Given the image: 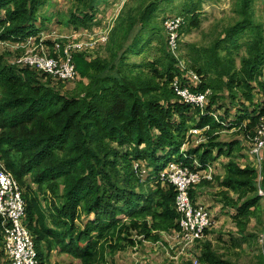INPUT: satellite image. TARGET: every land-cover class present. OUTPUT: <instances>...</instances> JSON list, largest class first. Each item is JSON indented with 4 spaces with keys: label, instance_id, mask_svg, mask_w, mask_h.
Returning <instances> with one entry per match:
<instances>
[{
    "label": "trees",
    "instance_id": "16d2710c",
    "mask_svg": "<svg viewBox=\"0 0 264 264\" xmlns=\"http://www.w3.org/2000/svg\"><path fill=\"white\" fill-rule=\"evenodd\" d=\"M64 1L71 3L69 16L59 24L76 29L93 25L95 0ZM131 1L109 32L108 57L75 53L79 76L69 92L57 87L64 82L55 84L48 75L11 62L8 48L0 51V159L21 185L39 264H49L54 252L70 255L66 264H120L119 253L129 246L163 241V233L180 229V214L177 189L161 174L171 163L195 170L196 160L207 167L221 155L229 161L224 175L215 177L221 190L214 197L218 205L235 210L231 245L240 253L233 254L240 258L245 245L260 246L258 264H264L259 170L238 161L244 156L237 153L245 148L241 141L221 140L222 132L235 126L245 137H255L264 124V100L257 101L261 95L264 99V22L254 14L253 0H236L237 18L208 45H190L191 57L184 64L156 20L157 7L168 0ZM204 2L184 0L180 37L199 27ZM49 3L0 0V44L41 32L40 12ZM154 39L155 55L148 62L126 61L130 52L143 56ZM176 79L194 94H210V114L180 98ZM233 107L238 111L229 120ZM206 127L201 135L206 141L183 153L189 131ZM210 183L191 188L194 203ZM260 185L264 189V162ZM214 246L199 242L195 260L239 264ZM0 264H10L1 219Z\"/></svg>",
    "mask_w": 264,
    "mask_h": 264
},
{
    "label": "rangeland",
    "instance_id": "374dc122",
    "mask_svg": "<svg viewBox=\"0 0 264 264\" xmlns=\"http://www.w3.org/2000/svg\"><path fill=\"white\" fill-rule=\"evenodd\" d=\"M236 0H205L203 4V9L200 14V25L199 27L191 28L190 31H187L181 36V44L178 48L177 55H181L184 63L191 57L192 47L190 45H196L197 47L208 45L214 35L218 34L219 31L224 29L226 26L230 25L233 19L237 18V13L234 11V2ZM134 4V1L131 0H95L94 3V13L95 20L93 25L90 28H80L76 29L74 26H67L64 24H59L60 19L66 14L69 16V8L71 3L64 0H52V3H49L45 7L42 8L40 12V20L38 24L42 25L44 28L41 32L46 34L53 30L55 36H59L60 40H64L66 43L68 40L73 41H84L91 42L92 45L89 49L85 51H81L80 53L86 54L88 59L97 58V57H108L107 51L105 50V46L107 45L108 39H103L107 37V30L109 27H113L117 22L118 17L124 10L125 4ZM184 0H168L164 1L159 7H157L155 15L157 23H161L162 27V35H167L168 31L165 26V22L168 19H175L180 17L181 14L179 11L182 9V4ZM253 8L254 14L257 16L258 20H262L264 22V0H253ZM47 15L51 16L52 20L41 23L42 16ZM164 19V22L162 20ZM167 31V32H166ZM101 32V34H100ZM50 37V36H49ZM18 42H8L6 44H0V51H6L7 47L9 50L13 51L12 57H10V61L13 60L22 54L23 48H25L26 52H29L32 48L31 44H27L23 42L22 45H17ZM36 44V42H35ZM25 45V47L23 46ZM157 45V40L154 39L150 46L145 50L142 54L143 56H138L133 52L127 55L126 61L130 64L133 62L142 63L143 61L148 62L155 54L154 46ZM19 49H14L18 48ZM7 49V50H8ZM21 51V52H18ZM40 52V51H39ZM47 52V50H46ZM186 57V58H185ZM183 63V62H182ZM183 63V64H184ZM146 70H148L146 68ZM149 71V70H148ZM191 76L195 77V75L190 71ZM79 75V73H78ZM199 79V76H198ZM179 82L178 79L175 82ZM62 82V81H61ZM59 82V83H61ZM55 84L58 81L54 82ZM180 83V82H179ZM181 84V83H180ZM76 86V81L63 83V86L58 85L57 87L62 89L64 93L73 90ZM262 101L263 96L257 97V101ZM225 109H221L219 114L224 115ZM238 110L234 107L231 109V116L229 120L235 119V114ZM203 113V111L201 112ZM216 115L220 118V115L216 113ZM192 131H189L188 136L185 138V147L183 146V150H187L188 147H197L200 143L206 141V137L195 136L190 137ZM255 137L249 136L248 138L242 133V130L238 127H232L229 129H225L222 132L221 140L224 142H232L235 140L241 141L244 145V149L241 152H237L238 155L244 154V156L238 158V161L241 165H246L251 163L259 170V178H258V186L259 194L260 190L263 192V200L262 204L264 205V189L260 185L261 181V171L264 159L261 164L258 162L252 154V150L255 148ZM189 141V143H188ZM214 153L217 154V149H214ZM229 158L226 155H221L216 161L208 164L211 166V170L207 172V174H211L212 179H205L210 181V184H204L203 189H201L204 194H206V201H204V205L211 213L212 216V226L208 228L209 234L205 233L202 239L196 241L194 243L183 246L180 244V240L175 237V232L173 233H163V241L159 242H148L144 241L142 244H137L136 247L129 246L126 250L119 253L118 261L120 264H185L187 261H192L194 264H200L196 262L195 254L196 246L199 242L204 241H212L215 245L214 247L222 254L228 255L229 258L234 261L239 260V264H258V253L259 247H247L245 245V250L243 254L240 256L234 255L233 252H239V248L235 249L231 245V233H235L237 231L235 223L233 222L232 213H235L234 209L224 208L222 205H218L219 203L216 201L214 194L220 191L221 189L217 188L218 184L216 183V175H224L225 166L228 163ZM155 180H152L151 183L154 184ZM83 222H78L79 226H82ZM255 224L253 220L251 226ZM264 236V235H262ZM137 241L141 239L137 235L134 236ZM262 239V238H261ZM263 240H260L262 243ZM230 248V250L226 249ZM200 250V249H199ZM70 255H60L56 252L53 253L51 257V261L49 264H66L71 261Z\"/></svg>",
    "mask_w": 264,
    "mask_h": 264
},
{
    "label": "built area",
    "instance_id": "2783aa9c",
    "mask_svg": "<svg viewBox=\"0 0 264 264\" xmlns=\"http://www.w3.org/2000/svg\"><path fill=\"white\" fill-rule=\"evenodd\" d=\"M183 23L184 19L181 16L175 19H168L165 22L169 35V44L175 55H177L180 47L179 40L181 37L179 36V30ZM110 30L111 27L107 30V37L103 39H108ZM49 40L53 42V45L48 43ZM8 42H18L19 44L17 45H22L23 42H26L31 44L33 48L25 54V48L27 47L23 45L25 48H23L22 54L18 55L13 60V63L36 69L48 75L54 81H62L64 83L73 82L79 76L74 62L75 53L85 51L92 45V41L68 40L64 43V40H60L58 35L55 36L53 30L46 34L39 32L26 38L19 37L16 41H6L2 44L4 45ZM14 49H19V47ZM194 75V78L198 80V76ZM174 86L177 94L185 103L201 109L206 114H210L206 110L209 93L194 94L188 87H182V84L177 81ZM213 115L219 119L215 113ZM207 128L203 130L192 129L190 137L201 136ZM256 138L252 154L261 164L264 159V124L260 126ZM183 146L185 147V143ZM186 151L182 149L183 153ZM194 165L196 169L191 170L188 167H184L183 164L171 163L167 170L161 174L162 179L168 180L177 189L176 208L180 214V229L175 232V237L181 241L180 244L183 246L202 239L213 223L208 208L194 203L190 194L193 186L202 183L205 179H212L211 174H207L211 170V166L207 165L205 167L197 160ZM260 195H263L261 190ZM25 215L26 204L21 185L0 159V219L4 231V248L10 258V264H39L36 244L25 222Z\"/></svg>",
    "mask_w": 264,
    "mask_h": 264
},
{
    "label": "crops",
    "instance_id": "0c3cea01",
    "mask_svg": "<svg viewBox=\"0 0 264 264\" xmlns=\"http://www.w3.org/2000/svg\"><path fill=\"white\" fill-rule=\"evenodd\" d=\"M198 197H197V202L196 204L197 205H201V206H205L204 205V201H206V194H204V192L201 190L199 193H198ZM206 207V206H205Z\"/></svg>",
    "mask_w": 264,
    "mask_h": 264
}]
</instances>
